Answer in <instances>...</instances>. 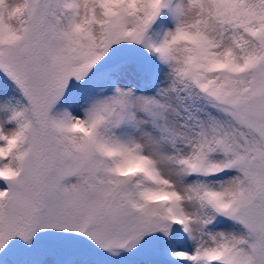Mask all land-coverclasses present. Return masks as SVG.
<instances>
[{
  "label": "snow or ice",
  "instance_id": "1",
  "mask_svg": "<svg viewBox=\"0 0 264 264\" xmlns=\"http://www.w3.org/2000/svg\"><path fill=\"white\" fill-rule=\"evenodd\" d=\"M0 264H264V0H0Z\"/></svg>",
  "mask_w": 264,
  "mask_h": 264
}]
</instances>
